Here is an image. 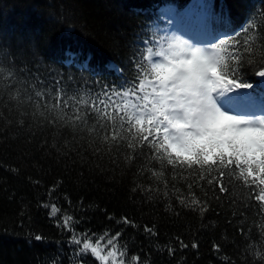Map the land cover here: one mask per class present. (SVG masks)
<instances>
[{"label": "trees", "instance_id": "16d2710c", "mask_svg": "<svg viewBox=\"0 0 264 264\" xmlns=\"http://www.w3.org/2000/svg\"><path fill=\"white\" fill-rule=\"evenodd\" d=\"M167 13L228 32L215 76L264 89V0H0V264H264L256 162L175 156L128 113Z\"/></svg>", "mask_w": 264, "mask_h": 264}, {"label": "rangeland", "instance_id": "374dc122", "mask_svg": "<svg viewBox=\"0 0 264 264\" xmlns=\"http://www.w3.org/2000/svg\"><path fill=\"white\" fill-rule=\"evenodd\" d=\"M168 38L169 41L166 40L165 44L163 43L160 47L154 62L155 66L168 64L171 61L194 60L196 72L188 85H180L178 89H174L177 81H168L165 83V94L159 95L157 93L159 89H157L151 95L160 100L159 103L153 104V108L159 112L162 111L158 115V119L162 123L165 134L170 139L169 143L179 145L183 149L182 151L178 150L177 153L184 154L188 151L189 148L184 147L186 138L198 139L202 134L207 133L209 131L208 125L215 123L218 119V113L227 115L234 121H239L240 123L232 125L238 130L249 127L261 128L263 121L258 120L256 116H241L234 110L225 109L223 101H218L214 97L213 79L208 73V70L212 69L214 65L210 51L204 50L199 45H191L175 35ZM180 75L187 76L188 74L181 71ZM132 102L134 101L132 100ZM213 105L215 107H212ZM129 106L133 109L135 104L129 103ZM142 112L152 114L146 109H143ZM173 122H181L184 127L174 129L171 127ZM208 139L212 140L211 138ZM216 142L222 146L221 141L217 140Z\"/></svg>", "mask_w": 264, "mask_h": 264}, {"label": "snow or ice", "instance_id": "6c2138e0", "mask_svg": "<svg viewBox=\"0 0 264 264\" xmlns=\"http://www.w3.org/2000/svg\"><path fill=\"white\" fill-rule=\"evenodd\" d=\"M224 43V42H222ZM195 57V53L193 54ZM195 61L194 60H180V61H171L168 64H160L154 66L155 80L159 81L160 84H165L168 81L175 80L177 84L174 85V89H178L180 85H188L191 81V78L195 76ZM181 71L187 73V76H181ZM215 74V73H214ZM261 76H264V72L258 73ZM228 83L235 84L237 88L247 87V85H241L235 81L229 80ZM215 87L217 89L225 88L226 84L223 80H220ZM212 107H215L214 105ZM218 119L215 123L208 125L209 131L204 133L198 139L186 138L184 144L185 148H190L195 145H198L200 141L211 138L213 141H221L225 153L229 157H235L239 162L252 164L256 162L257 167L259 168V173L252 172L251 168L246 169L250 176H257L258 174H264V166L259 164V161L264 160V123H262L261 128H245L243 130H238L232 127L233 124L240 123L239 121H234L231 117L227 115L217 114ZM171 127L174 129H180L184 127L181 122H173ZM168 143V139H165V144ZM170 150L172 152H177L178 150L182 151L179 145H171ZM264 183V181H261ZM258 200L264 201V193L257 197ZM57 209L53 206V215ZM117 236L120 233L116 234ZM40 239L39 236L36 237ZM76 244H80L79 239L75 240ZM195 247V245H193ZM83 250L89 251L96 256V258L101 260H106L107 257L101 256L100 250L97 247V242L94 245L90 240L85 239L83 241Z\"/></svg>", "mask_w": 264, "mask_h": 264}]
</instances>
